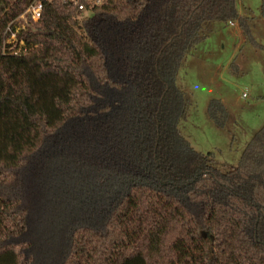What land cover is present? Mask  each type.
<instances>
[{"label": "trees", "instance_id": "trees-1", "mask_svg": "<svg viewBox=\"0 0 264 264\" xmlns=\"http://www.w3.org/2000/svg\"><path fill=\"white\" fill-rule=\"evenodd\" d=\"M32 1L0 0V264H264V125L227 172L177 128L212 24L261 48L238 0H42L16 31Z\"/></svg>", "mask_w": 264, "mask_h": 264}, {"label": "rangeland", "instance_id": "rangeland-1", "mask_svg": "<svg viewBox=\"0 0 264 264\" xmlns=\"http://www.w3.org/2000/svg\"><path fill=\"white\" fill-rule=\"evenodd\" d=\"M239 9L251 19V35L262 46L247 43L239 28L212 24L208 38L185 57L175 83L184 93V117L177 124L180 135L215 168L227 172L238 164L241 152L264 125V21L260 0H238ZM19 30L28 17L16 19ZM18 44L14 50L21 51ZM246 92L247 98L242 94ZM219 101L227 111L223 128L208 117V105Z\"/></svg>", "mask_w": 264, "mask_h": 264}, {"label": "built area", "instance_id": "built-area-1", "mask_svg": "<svg viewBox=\"0 0 264 264\" xmlns=\"http://www.w3.org/2000/svg\"><path fill=\"white\" fill-rule=\"evenodd\" d=\"M71 2L73 6H77L78 11L83 12L85 11V7L83 4H78V0H68ZM89 5H98L100 3V0H88ZM41 12H42V0H33L27 9L24 12V15L28 17L29 21H32L33 23L37 22L40 17H41ZM229 26L233 27L235 26V22H229ZM19 30V27L16 28V31ZM9 31V27L6 29V32ZM7 44H15V33H10L9 39L7 40ZM21 48L23 46L22 43H20ZM16 55V53L14 52ZM242 98L245 99L247 98L246 92L244 91L242 94Z\"/></svg>", "mask_w": 264, "mask_h": 264}, {"label": "crops", "instance_id": "crops-1", "mask_svg": "<svg viewBox=\"0 0 264 264\" xmlns=\"http://www.w3.org/2000/svg\"><path fill=\"white\" fill-rule=\"evenodd\" d=\"M238 13H239V16H241V17H243V18H246L247 20H251V19L249 18V14L246 13V16H244L243 13L241 12V10L239 9V7H238ZM235 28H239L238 25H237V23H235V26L232 27V29H234V30H235ZM261 49H263L262 46H261Z\"/></svg>", "mask_w": 264, "mask_h": 264}]
</instances>
